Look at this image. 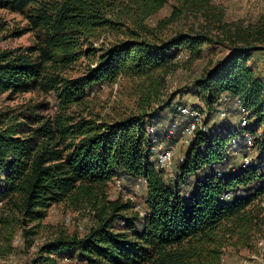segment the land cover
I'll list each match as a JSON object with an SVG mask.
<instances>
[{
	"label": "trees",
	"instance_id": "1",
	"mask_svg": "<svg viewBox=\"0 0 264 264\" xmlns=\"http://www.w3.org/2000/svg\"><path fill=\"white\" fill-rule=\"evenodd\" d=\"M144 2L145 15L165 4ZM113 5V0H0V8L26 16L39 40L0 52V94L53 93L59 107L53 117H37L35 127L0 112V222L34 224L25 233L35 235L52 205L89 208L94 224L88 232H61L41 247L34 264H57L65 257L88 264H222L224 239L244 241L256 224L249 207L264 196V171L241 162L246 132L255 137L258 157L264 154V74L252 60L264 54V15L255 24L228 29V53L187 92L198 99L176 103L169 124L182 119L180 106H196L198 100L210 110L207 122H214L210 133L193 137L172 180L156 167L151 150L153 137L161 134L158 118L99 122L66 110L85 103L96 85L168 69L180 54L200 58L203 46L215 41L205 32H182L162 42L133 33L108 47L85 48L91 35L112 23L107 12ZM84 56H93L94 65L78 76L63 74ZM222 94L231 99L229 115L217 119ZM237 99L249 110L245 128L237 122ZM150 126L156 134L149 133ZM120 176L143 180V214L130 201L109 197L110 183Z\"/></svg>",
	"mask_w": 264,
	"mask_h": 264
},
{
	"label": "rangeland",
	"instance_id": "2",
	"mask_svg": "<svg viewBox=\"0 0 264 264\" xmlns=\"http://www.w3.org/2000/svg\"><path fill=\"white\" fill-rule=\"evenodd\" d=\"M113 1L114 5L107 12V18L112 23L91 35L85 48L90 45L94 49L108 47L133 33L154 42H162L182 32H205L215 42L203 46L200 58L183 54L181 60L168 69L142 76L122 75L112 83L96 85L85 103L69 107L66 113L91 116L99 122L151 115L159 119L157 126L161 133L173 119L176 103L180 100L194 103L198 98L187 92L193 89L197 79L206 75L228 53L231 45L227 38L228 29H234L236 25L255 24L264 15V0H165V4L151 15L144 14L145 0ZM38 43L37 32L31 30L25 15L0 8V52L24 49ZM262 55L256 53L252 60L264 74ZM89 65H94L93 56L81 57L64 69L63 74L78 76ZM58 111L53 93L34 90L16 95L0 94V112H7L8 118L18 115L20 119H28L30 126L38 125L37 117L46 120ZM166 143L174 146L176 162L180 155L185 154L188 146L179 135ZM239 160L240 156H236V161ZM108 193L111 199L130 201L135 205L134 211L142 213L145 210L146 186L142 181L135 183L126 180L122 190L112 181ZM249 210L256 216V224L244 241H239L237 237L224 239L225 260L222 264H246V261L264 264V196L256 199ZM93 224L94 216L89 208L76 209L64 202L51 206L47 216L34 229L35 235L25 233L34 224L21 227L16 221L8 226L0 222V264H34L46 242L61 232L84 235ZM57 264L88 263L65 257Z\"/></svg>",
	"mask_w": 264,
	"mask_h": 264
},
{
	"label": "built area",
	"instance_id": "3",
	"mask_svg": "<svg viewBox=\"0 0 264 264\" xmlns=\"http://www.w3.org/2000/svg\"><path fill=\"white\" fill-rule=\"evenodd\" d=\"M182 55H178L177 59L180 60ZM221 106L217 112V119L227 118L229 115V104L231 99L222 94L219 98ZM238 107V118L237 122L240 128H245L249 123V110L242 104L240 99L236 100ZM181 120L173 121L168 125L166 130L160 135H155L152 139L151 150L154 153L155 165L158 169L165 171L166 176L169 179H177L176 168L178 164L184 161V154L178 157L176 162V151L174 146L169 145L166 141H171L176 135H179L184 142L189 145L193 137L198 132L210 133L211 126L214 121L207 122V117L210 113L209 108L206 106L204 101H197V105L191 104L182 105L179 107ZM156 127L150 126L148 131L150 134H156ZM220 127L216 128V132H220ZM245 150L246 153L242 154L241 162L243 167L257 166L258 169L264 171V154L263 157H258L259 152L255 148V137L249 132L245 134ZM216 136V135H215ZM220 174V173H218ZM126 179L123 176L117 177L114 180L115 186L122 190ZM138 181H143L142 179ZM144 212H142L143 214ZM225 258H222V263ZM246 264H250L246 261Z\"/></svg>",
	"mask_w": 264,
	"mask_h": 264
}]
</instances>
